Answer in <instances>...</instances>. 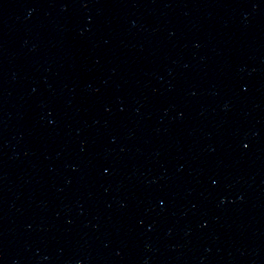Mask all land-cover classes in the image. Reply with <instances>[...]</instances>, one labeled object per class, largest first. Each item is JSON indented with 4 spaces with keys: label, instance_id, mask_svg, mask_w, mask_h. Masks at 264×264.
<instances>
[{
    "label": "water",
    "instance_id": "1",
    "mask_svg": "<svg viewBox=\"0 0 264 264\" xmlns=\"http://www.w3.org/2000/svg\"><path fill=\"white\" fill-rule=\"evenodd\" d=\"M0 264H264V0H0Z\"/></svg>",
    "mask_w": 264,
    "mask_h": 264
}]
</instances>
